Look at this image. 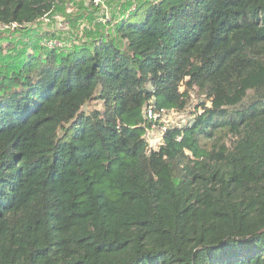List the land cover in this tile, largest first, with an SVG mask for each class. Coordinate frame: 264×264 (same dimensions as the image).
I'll return each mask as SVG.
<instances>
[{"label": "trees", "instance_id": "1", "mask_svg": "<svg viewBox=\"0 0 264 264\" xmlns=\"http://www.w3.org/2000/svg\"><path fill=\"white\" fill-rule=\"evenodd\" d=\"M62 3L0 0V22ZM115 32L41 34L0 73V264H264V0H143ZM193 90L149 152L144 109Z\"/></svg>", "mask_w": 264, "mask_h": 264}, {"label": "rangeland", "instance_id": "2", "mask_svg": "<svg viewBox=\"0 0 264 264\" xmlns=\"http://www.w3.org/2000/svg\"><path fill=\"white\" fill-rule=\"evenodd\" d=\"M143 0H105V8L93 7L88 0H82L80 2H64L59 5L58 8L53 9V16H60L64 19V27L57 30L56 23L46 26L41 23L37 24L35 28L22 29L19 33L15 34L13 37L15 41L13 44L2 40L0 37V73L2 77L9 78L18 67L17 64L20 63L21 57L24 55L22 48L25 46L26 42L35 41L38 43L43 34L61 36L62 39L68 41V43L78 44L82 41H92L100 34L105 35L112 39V41L120 46L123 42L120 41L119 36L115 32L118 21L126 15L128 12L133 11L135 7L141 4ZM106 13L109 15V19L100 22L99 18L101 14ZM50 28V30L45 31L44 29ZM42 34V35H41ZM21 40L22 43H19ZM3 43V44H2ZM5 43V44H4ZM27 44V43H26ZM30 50V49H29ZM27 51V49H26ZM22 53V54H21ZM16 69V70H15ZM190 104L184 111L177 112L174 115V122L177 124L175 126H183L191 121L192 114L191 111L195 110V104L199 102V96L197 90L191 92ZM91 108H96L101 110V104L99 102H92L84 109L87 110ZM159 137L158 133L155 131L154 135L149 137L148 145L151 149H156L158 144L155 140Z\"/></svg>", "mask_w": 264, "mask_h": 264}, {"label": "built area", "instance_id": "3", "mask_svg": "<svg viewBox=\"0 0 264 264\" xmlns=\"http://www.w3.org/2000/svg\"><path fill=\"white\" fill-rule=\"evenodd\" d=\"M64 2H80L82 0H63ZM88 2L93 6V7H99L102 8V10L105 8V0H88ZM102 16V17H101ZM106 13L101 14L99 18L100 22H103L106 18V20L109 19ZM42 25H50L52 23H56L57 30L64 27V19L61 18L60 16H53L52 11L44 14L41 17L40 22ZM38 23L32 24V27L30 28H35L37 27ZM25 26L20 25L17 22H0V35H2L4 38L11 37L15 33L21 31ZM50 30V32H53L52 29L47 28V31ZM42 45L48 49H63L65 48L68 44L67 41H63L60 39V36L53 37V39H46L44 38L42 40ZM69 46V45H68ZM144 116L148 121V126L145 129V134H144V139L148 145L149 137L154 135V132L156 131L159 135V137L155 140V142L158 144V147L162 145L163 143V138L166 134V132L170 128L174 127H181L175 126L177 125L174 122V115L178 114L175 109H165L163 107H157L156 105L150 103L145 109H144ZM157 147V148H158ZM156 148V149H157ZM156 149H151L148 145V151L150 152L151 150H156Z\"/></svg>", "mask_w": 264, "mask_h": 264}, {"label": "crops", "instance_id": "4", "mask_svg": "<svg viewBox=\"0 0 264 264\" xmlns=\"http://www.w3.org/2000/svg\"><path fill=\"white\" fill-rule=\"evenodd\" d=\"M44 30H47V28H46V29H44Z\"/></svg>", "mask_w": 264, "mask_h": 264}]
</instances>
